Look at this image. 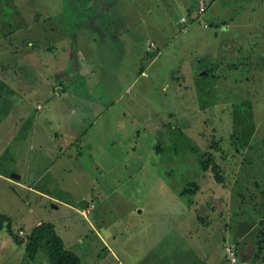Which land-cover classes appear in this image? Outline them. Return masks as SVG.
Segmentation results:
<instances>
[{"label": "rangeland", "instance_id": "374dc122", "mask_svg": "<svg viewBox=\"0 0 264 264\" xmlns=\"http://www.w3.org/2000/svg\"><path fill=\"white\" fill-rule=\"evenodd\" d=\"M0 213L80 264H264V0H0Z\"/></svg>", "mask_w": 264, "mask_h": 264}, {"label": "trees", "instance_id": "16d2710c", "mask_svg": "<svg viewBox=\"0 0 264 264\" xmlns=\"http://www.w3.org/2000/svg\"><path fill=\"white\" fill-rule=\"evenodd\" d=\"M218 146L217 143L213 142L210 148L215 149ZM211 152H207L208 158L206 162H201L202 168L207 169V165H210ZM212 164V161H211ZM212 168L215 172L216 181L220 182L221 177L219 174V166L213 163ZM196 187V184H191ZM193 190L191 188H183L181 191L182 195L190 193ZM261 228L257 234V251L254 253V261H257L264 249V224L260 221ZM5 229L7 234L11 237L15 244L25 242V252L29 259H33L37 252L38 247L43 243L47 253V258L50 264H80V260L76 254L64 248L62 240L58 237L50 223H39L33 227L23 240L19 238L12 230L11 222L8 216L0 213V231Z\"/></svg>", "mask_w": 264, "mask_h": 264}, {"label": "crops", "instance_id": "0c3cea01", "mask_svg": "<svg viewBox=\"0 0 264 264\" xmlns=\"http://www.w3.org/2000/svg\"><path fill=\"white\" fill-rule=\"evenodd\" d=\"M60 90H62V89H60ZM68 157H69V158L71 157L70 152H68ZM17 177H18V179H20V176H19V175H18Z\"/></svg>", "mask_w": 264, "mask_h": 264}, {"label": "water", "instance_id": "95a60500", "mask_svg": "<svg viewBox=\"0 0 264 264\" xmlns=\"http://www.w3.org/2000/svg\"><path fill=\"white\" fill-rule=\"evenodd\" d=\"M14 175V174H13ZM14 177V176H13ZM101 231H103L105 234H106V232H105V230L104 229H101Z\"/></svg>", "mask_w": 264, "mask_h": 264}, {"label": "built area", "instance_id": "2783aa9c", "mask_svg": "<svg viewBox=\"0 0 264 264\" xmlns=\"http://www.w3.org/2000/svg\"><path fill=\"white\" fill-rule=\"evenodd\" d=\"M181 21H184V19H183V18H181Z\"/></svg>", "mask_w": 264, "mask_h": 264}]
</instances>
